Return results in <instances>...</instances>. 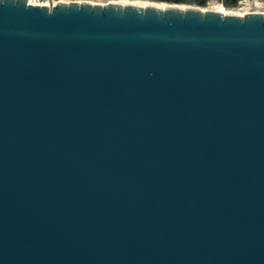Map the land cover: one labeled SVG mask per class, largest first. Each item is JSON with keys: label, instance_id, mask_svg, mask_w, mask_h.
<instances>
[{"label": "water", "instance_id": "water-1", "mask_svg": "<svg viewBox=\"0 0 264 264\" xmlns=\"http://www.w3.org/2000/svg\"><path fill=\"white\" fill-rule=\"evenodd\" d=\"M103 1L0 0V264H264V13Z\"/></svg>", "mask_w": 264, "mask_h": 264}, {"label": "built area", "instance_id": "built-area-1", "mask_svg": "<svg viewBox=\"0 0 264 264\" xmlns=\"http://www.w3.org/2000/svg\"><path fill=\"white\" fill-rule=\"evenodd\" d=\"M40 1L41 0H34L33 3L29 2V1H28V3H30L32 5H39V6L46 5V6H48V2L41 3ZM259 4H264V0H240L237 2V5L235 8H231V9L224 8V9H226L224 14L235 15V16H244L245 14H248V13H264V12L259 11Z\"/></svg>", "mask_w": 264, "mask_h": 264}, {"label": "rangeland", "instance_id": "rangeland-1", "mask_svg": "<svg viewBox=\"0 0 264 264\" xmlns=\"http://www.w3.org/2000/svg\"><path fill=\"white\" fill-rule=\"evenodd\" d=\"M31 3L34 2V0H27ZM57 1H69V0H52V3L54 2H57ZM87 2H90V3H96V4H105L107 3V1H103V0H86ZM111 2L113 3H116L118 1H126V2H143V3H147L149 1L147 0H110ZM41 3H46L48 2V0H41L40 1ZM49 4V3H48ZM151 4V2H150ZM154 5H157L156 3ZM189 6H181V8H188ZM189 8H196V9H199V10H202V11H219L222 9V11H226V9H224V7L218 3V2H209L205 7H196V6H190ZM259 11L260 12H264V4H259Z\"/></svg>", "mask_w": 264, "mask_h": 264}, {"label": "bare ground", "instance_id": "bare-ground-1", "mask_svg": "<svg viewBox=\"0 0 264 264\" xmlns=\"http://www.w3.org/2000/svg\"><path fill=\"white\" fill-rule=\"evenodd\" d=\"M116 4H119L121 6H124V5H133V6H138V7H142V8L147 7V6H153V7H157V8H165L166 7V5H163V4L154 5L155 3H151L150 4V2H147V3L141 2V3H139V2L118 1V2H116ZM217 12L225 13L224 11H222V9L219 10V11H217Z\"/></svg>", "mask_w": 264, "mask_h": 264}]
</instances>
